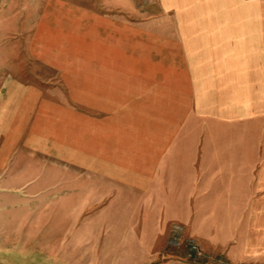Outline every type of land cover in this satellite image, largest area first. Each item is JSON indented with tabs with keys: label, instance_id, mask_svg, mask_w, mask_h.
Listing matches in <instances>:
<instances>
[{
	"label": "crops",
	"instance_id": "1",
	"mask_svg": "<svg viewBox=\"0 0 264 264\" xmlns=\"http://www.w3.org/2000/svg\"><path fill=\"white\" fill-rule=\"evenodd\" d=\"M0 55L17 79L0 264H203L177 254L174 224L222 264H264V0H0ZM145 111L236 128L231 183H209L208 151L172 141L171 120L150 130L127 114ZM114 177L130 198L112 199Z\"/></svg>",
	"mask_w": 264,
	"mask_h": 264
},
{
	"label": "rangeland",
	"instance_id": "2",
	"mask_svg": "<svg viewBox=\"0 0 264 264\" xmlns=\"http://www.w3.org/2000/svg\"><path fill=\"white\" fill-rule=\"evenodd\" d=\"M11 37L5 38L1 41L2 46H6L9 43ZM0 60L1 58L0 55ZM18 75V74H17ZM15 74H10L7 70L1 67L0 62V159L9 155V144H8V133L10 131V121H9V104L12 103V99L14 97H10L6 95L7 89L14 86L16 83ZM23 84L24 81H21ZM28 82V81H27ZM34 82V81H33ZM48 82V81H47ZM52 82V81H49ZM2 93V94H1ZM120 118L119 121L124 119L125 113H114ZM130 118L136 119L138 121H142L145 124V129L152 130L153 126L157 123H166L172 121V141L178 139L182 136H186L187 144L185 146L186 152H197L198 157H200V153L204 150H207L209 153L208 163H209V183L217 184L222 182V180H227L229 183L232 181L231 167L224 166V163L230 162L231 160H224L226 152L232 151V136L233 132L236 130L231 125H223L221 120L224 119L218 115L216 112H209L208 116H203V121L200 120V117L195 116L193 113L184 112V111H161V112H153V111H145V112H134L127 113ZM199 119V120H196ZM228 120V119H227ZM193 122V125L185 127L187 122ZM241 133L245 134L247 132V128H241ZM235 134V133H234ZM203 142V144H201ZM179 151V150H177ZM4 160H0V167L7 168L6 164L3 165ZM57 162V161H53ZM197 163V174L198 180L200 179V163L201 160L198 159L195 161ZM186 161L184 159L172 160V182H178V178L174 175L178 172L177 168H180L181 171H184ZM122 177V176H119ZM8 176L0 175V248H7L9 241V232H10V224H9V195L8 191L4 189L7 187ZM64 183L68 184L72 187L74 184H88L90 177L89 175L81 174V175H71V176H63ZM129 178V177H128ZM58 177L53 174L48 177V181L50 184L57 182ZM114 181L111 183L112 189V199L121 198L122 196L125 199L130 198L132 196L131 190L128 192L126 189L121 190V183L116 179L118 177L112 178ZM120 179H127L126 176ZM98 184L106 183L105 178L98 177L94 179ZM109 181V180H108ZM119 197V198H118ZM212 212L215 209H209ZM186 228L182 224H174L172 225V240L176 242L177 245L174 247L173 245H168L167 250H162V262L165 260H172V246L177 249V254L182 249L185 251L181 256H187L188 259L194 262H201L203 264H222L223 263V255L222 252L216 249V246L211 244L209 241H201V240H191L190 237L186 234ZM174 244V243H172ZM164 245H162L163 249ZM182 250V251H183ZM180 256V255H176Z\"/></svg>",
	"mask_w": 264,
	"mask_h": 264
}]
</instances>
